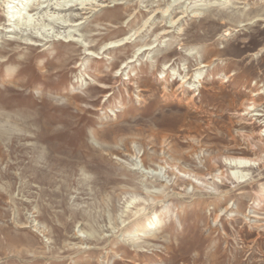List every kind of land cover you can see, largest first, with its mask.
I'll use <instances>...</instances> for the list:
<instances>
[{
    "label": "rangeland",
    "instance_id": "obj_1",
    "mask_svg": "<svg viewBox=\"0 0 264 264\" xmlns=\"http://www.w3.org/2000/svg\"><path fill=\"white\" fill-rule=\"evenodd\" d=\"M9 1L0 264H264V0Z\"/></svg>",
    "mask_w": 264,
    "mask_h": 264
},
{
    "label": "bare ground",
    "instance_id": "obj_2",
    "mask_svg": "<svg viewBox=\"0 0 264 264\" xmlns=\"http://www.w3.org/2000/svg\"><path fill=\"white\" fill-rule=\"evenodd\" d=\"M16 1H18V0H16ZM11 2H13L14 3V1L13 0H11V1H9L8 3H7V8L9 9V8H14V10H12V11H10V10H8V14H10V13H16L15 12V5L13 6V5H10V3ZM46 2V1H45ZM74 2V1H73ZM78 3V2H77ZM28 5V2L27 3H24V5ZM53 5V4H52ZM60 5V3H58L57 4V6H59ZM65 5L66 6H68V4H64V6L63 7H65ZM70 5V4H69ZM78 5V4H77ZM80 5V4H79ZM87 5V4H86ZM90 5V4H89ZM72 6V5H71ZM75 6V5H74ZM63 7H61V8H63ZM54 8V7H53ZM52 8V9H53ZM55 9H57V7L55 8ZM64 10V9H63ZM56 11V10H55ZM17 12H18V9H17ZM19 12H21V10L19 11ZM10 17V16H9ZM7 18H8V16H7ZM17 18H20V17H17ZM9 19H11V18H9ZM261 19H264L263 17H260V18H258V20H261ZM10 21V20H9ZM74 41V40H73ZM116 42V41H115ZM88 55H90V53H88ZM206 66V63L205 64H203V66L202 67H205ZM195 74V73H194ZM198 75V74H197ZM192 78V76H186V77H183L182 78V80H181V83H180V85H179V87L180 86H184L186 83H188L189 82V80ZM195 83H200L201 82V79H200V76H196V79L195 80H193ZM223 81H225V80H223ZM195 89H197V87H196V85L195 84H193V85H191V87H190V90H195ZM258 93H261V91H257V92H255V94H258ZM194 95H195V93L191 96V98H193L194 97ZM243 106L245 107V111H251V109L253 108L254 109V107H255V101L253 100V99H248V100H246V101H244L243 102ZM256 115H260V114H256ZM263 131H264V126H263ZM258 161V159L257 158H247V157H230V158H228V161H226L225 162V164L227 165V166H229V168H230V175L233 177V178H238V179H242V181H243V178L244 177H246L247 176V173L244 171L245 170V168H247V167H250V166H252L253 164H255L254 162H257ZM228 208V207H227ZM154 224H152L151 223V226L152 227H155V226H153Z\"/></svg>",
    "mask_w": 264,
    "mask_h": 264
}]
</instances>
